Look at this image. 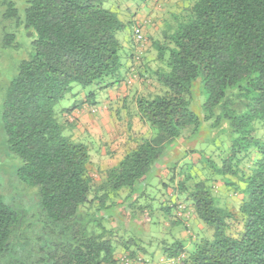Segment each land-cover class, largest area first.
Returning a JSON list of instances; mask_svg holds the SVG:
<instances>
[{"label":"trees","instance_id":"obj_1","mask_svg":"<svg viewBox=\"0 0 264 264\" xmlns=\"http://www.w3.org/2000/svg\"><path fill=\"white\" fill-rule=\"evenodd\" d=\"M151 1L25 0L33 40L1 126L18 179L38 190L37 222L26 224L0 191V264H147L156 250L161 264H264V0H178L141 47L130 7ZM1 4L5 20L18 18L14 3ZM14 38L5 47L20 48ZM74 85L127 94L124 152L98 182L93 145L73 138L69 117L96 108L95 92L55 110ZM191 209L208 232L187 245L175 230L190 232ZM144 225L154 229L147 239L134 231Z\"/></svg>","mask_w":264,"mask_h":264},{"label":"rangeland","instance_id":"obj_2","mask_svg":"<svg viewBox=\"0 0 264 264\" xmlns=\"http://www.w3.org/2000/svg\"><path fill=\"white\" fill-rule=\"evenodd\" d=\"M5 1L14 3L18 12V18L12 21L5 20L3 18V14L6 11V7L2 4L0 5V191L3 195H5L3 197L5 203L8 204L10 208L17 211L20 217H24L26 219V224L28 222L29 225H34L37 222L36 208L38 205V190L36 187L23 184L18 179L17 170L21 166V161L17 157H13L12 155L8 154L5 145L4 132L1 126V108L4 101L6 88L11 80L16 77L21 61L28 57L29 48L31 49V42L33 38L26 35V30L23 26L25 0ZM156 3L165 4V1L157 0ZM139 8L140 11L143 12H141L142 14L140 13L142 16L147 14L149 16L153 14L155 17L154 21L152 22L153 25L152 23L150 25L152 31L150 32L151 35H149V37L151 36L152 38H156L157 36H155V34H158L157 32H159V28L161 26L160 19L163 17L161 14L167 10L169 11L175 9L167 6H164V8L157 7L153 1L147 5L141 4ZM130 9L132 12L135 7L132 6ZM18 22H22V25L20 23L18 24ZM8 34L14 35L16 44H18L17 42L21 44L20 48H15V45L13 44L10 45V47H5V36ZM124 34V32L118 34V39L121 42L124 40ZM125 49L126 48L124 47V51ZM154 56V50H151L146 61L148 62L149 67L152 69L155 67V63L153 62ZM153 87L154 83L149 84V91H152ZM136 88L138 91L144 92V87L141 86L140 82ZM94 92V99L99 103V107L103 104H108L106 98L109 97V90L98 92L92 87L82 88L81 86L74 85L72 93L68 94L62 101H60L55 107V110L57 112H61L63 109H70L74 105L78 104V102L83 101L86 95ZM120 96H123V93H120ZM121 98L122 97L118 98V103L115 104V106H112L113 110L108 111V114H106L103 109L101 111L96 110L93 113L88 109H84L85 112L81 111V113H78V115L75 116L76 118L72 117L75 124L73 130L71 131L73 138L81 139L87 143H90V145H93L91 148L94 149V151L91 156L92 162H94L95 166L91 165V174L97 182L101 178V173L99 171L109 168L121 158L124 152L123 146L127 142L125 131L126 121L129 120V118L128 112H125L121 105H119V103H122L120 100ZM115 109L120 110L118 116H115ZM73 113H75V111ZM95 114H97V116H95ZM59 119H61L62 122L65 121L63 114H59ZM79 119H81V121H78ZM132 129L140 134L144 132V129L138 122H136V120L133 121ZM208 132L210 133L211 130L208 129ZM208 138L205 137V139ZM184 148L186 147L180 146L178 148V150H180L179 152L184 150ZM205 148V151L210 153L211 150L208 147ZM114 151L116 154L111 158L109 153ZM198 223L201 225V229L191 228L190 226V232L200 239L205 234H207L208 230H206L202 223ZM134 231H136V236H139L141 233L138 231L142 230L136 228ZM156 262L161 264V260L159 261V259L156 260Z\"/></svg>","mask_w":264,"mask_h":264},{"label":"crops","instance_id":"obj_3","mask_svg":"<svg viewBox=\"0 0 264 264\" xmlns=\"http://www.w3.org/2000/svg\"><path fill=\"white\" fill-rule=\"evenodd\" d=\"M168 0H166L165 1V4L163 5V4H157L156 2H153L157 7H163L164 8V6H167V7H169V6H171V5H173V7H171V8H175L176 9V6L174 5V4H172V3H175V2H177L178 0H171V1H168ZM178 4H179V2H177ZM169 5V6H168ZM175 9H173V10H169V11H174ZM168 11V10H167ZM133 13H135V15H136V17H135V20H136V26H139V27H137V28H140V30H141V32H142V34L144 35V36H147V37H149V35H151V31H152V29H151V23L154 21V19H155V17L153 16V14H151V15H149L148 16V14L147 15H144V16H142L141 14L143 13L142 11H140V8H135L133 11H132ZM142 12V13H141ZM141 13V14H140ZM152 25H153V23H152ZM154 33V32H153ZM155 34V33H154ZM153 34V35H154ZM124 89H123V87H121V93H123V96H121V97H124L125 95H127V94H124ZM118 96V97H117ZM109 97H110V102H111V104L113 105V106H115V104H117L118 102V98H120V94L119 95H117V92L116 91H113V92H109ZM121 100V99H120ZM121 103H119V105H120ZM96 109L98 110V111H101L102 109H103V111L104 112H106L107 111V109H106V105H102V106H97L96 107ZM82 112H85L84 110L82 111ZM78 113H81V111H79V112H75V113H72L71 114V116H69V117H73V118H76L75 116H77L78 115ZM98 114V113H97ZM97 114H95V116H97ZM107 114V113H106ZM78 121H81V119H79ZM77 122V121H76ZM179 148V147H178ZM178 148H174L172 151H170L169 152V154H168V156H167V159H166V161L167 162H165L164 164H167V163H169V162H172V161H174V160H176V159H178L179 158V156H180V153L181 152H179L180 150H178ZM163 164V165H164ZM160 170V169H159ZM159 170H158V172H159ZM160 174L161 175H163V173H162V171H160ZM236 199H241V196H236L235 197ZM188 221H189V224H190V226H191V228H197V229H201V225L198 223V220L196 219V217L194 216V214H193V212H192V209L190 210V216H189V218H188ZM141 228H143V232H144V236H145V239H147V238H149L150 237V235H153V233H154V229H152L151 230V228L149 227V226H141V227H139V229H141ZM175 235L177 236V237H179V238H181L183 241H185V242H187V245H190L191 244V241H193L194 239L192 238V239H190V235H192V236H194V237H196L193 233H191V232H189L188 233V231H185V230H180V229H177L176 231H175ZM147 237V238H146ZM196 239H197V237H196ZM153 251V248H151V249H149V252H152ZM121 253H118L116 256H119ZM159 259V261L161 260L162 261V256L159 254V252H158V250H156V251H154V257H153V259H152V261L150 262H148L147 264H159L158 262H156V260H158Z\"/></svg>","mask_w":264,"mask_h":264},{"label":"built area","instance_id":"obj_4","mask_svg":"<svg viewBox=\"0 0 264 264\" xmlns=\"http://www.w3.org/2000/svg\"><path fill=\"white\" fill-rule=\"evenodd\" d=\"M134 38L136 40L137 43H139V45L142 47V45L144 44V35L142 34L141 30L139 28H136L135 32H134ZM97 109L93 108L90 109V111L93 113L95 112ZM122 264H131L130 260H127L126 258H123L121 260ZM135 264H143L141 259H138L137 261H135ZM164 264H168V263H164Z\"/></svg>","mask_w":264,"mask_h":264}]
</instances>
